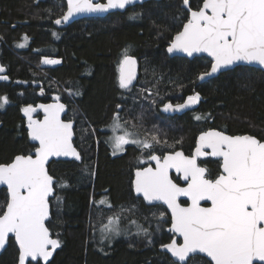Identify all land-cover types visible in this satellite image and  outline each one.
Returning <instances> with one entry per match:
<instances>
[{
    "label": "trees",
    "instance_id": "16d2710c",
    "mask_svg": "<svg viewBox=\"0 0 264 264\" xmlns=\"http://www.w3.org/2000/svg\"><path fill=\"white\" fill-rule=\"evenodd\" d=\"M202 3L191 0L190 7L198 9ZM66 9V0H0V61L11 78L0 82V97L9 100L0 108V164L36 148L23 109L44 100L38 82L68 104L67 119L75 121L74 142L82 154L81 162L54 160L49 165L57 181L48 226L61 247L50 262L38 264H179L160 250L174 236L168 231L170 215L163 205L150 206L135 196L134 170L152 151L190 153L197 135L208 128L264 140V71L238 66L202 81L200 75L211 66L209 58L170 57L167 47L189 18L183 0H149L125 12L58 27L55 21ZM125 50L140 62L139 80L129 88H121L119 81ZM46 57L59 63L43 66ZM196 93L200 103L195 110L165 111L166 103ZM117 113L123 124L160 142L144 153L131 147L114 155L111 129L105 128ZM201 164L208 177L219 175L220 160L208 158ZM7 200V189L0 187V209ZM122 209L130 211L115 215L123 225L135 219L148 223L159 212L163 218L116 241L111 233L104 238L108 217ZM18 257L19 247L11 237L0 264H18ZM186 264L212 263L198 255Z\"/></svg>",
    "mask_w": 264,
    "mask_h": 264
},
{
    "label": "snow or ice",
    "instance_id": "6c2138e0",
    "mask_svg": "<svg viewBox=\"0 0 264 264\" xmlns=\"http://www.w3.org/2000/svg\"><path fill=\"white\" fill-rule=\"evenodd\" d=\"M132 3L133 0H107L106 3L67 0V11L55 23L61 24L78 13L124 9ZM183 5L188 6L189 0H183ZM24 39L27 40V36ZM167 51H181L189 56L208 53L213 61L211 70L202 73L201 80L237 61L264 66V0H203L198 10H190V18ZM43 62L59 63L47 58ZM135 64V59L125 50L121 67L128 71L122 72L121 88H127L134 78ZM3 71L0 67V72ZM199 99L196 93L184 104L164 107L165 110L183 109ZM6 103L8 98L0 97V108ZM40 107L45 112L42 122L32 120L29 115V134L39 141L34 155H18L11 163L0 164V184L6 185L8 191L6 205L0 209V248L8 234L14 233L19 245V264H25L28 258L37 264L38 258L47 261L60 245L59 240L50 237L45 225L49 217L48 197L54 184L46 163L53 156L80 159L72 146L73 123L60 119L65 105L55 103ZM23 111L30 114L35 109L29 106ZM111 127L113 130L121 127L118 113ZM132 135L125 131L115 136L113 154L123 151L124 145L129 143L151 149L160 142L155 135L151 141L130 139ZM205 147L211 149L210 155L223 160L222 172L215 180L207 179L206 169L197 164L199 156L209 154L203 151ZM150 159L156 161V166L136 170L135 191L148 201H163L171 210L170 230L183 237V244L172 240L162 245L163 248L180 262L197 250L211 257L214 264H253L254 258L264 262V142L252 136H228L210 130L201 133L192 156L177 151L163 157L152 155ZM170 169L182 173L185 187L173 182ZM180 197H187L190 204L182 206L178 202ZM201 201H210L211 206L202 207ZM118 222L119 217H109L102 229L104 238H110L109 233L119 234Z\"/></svg>",
    "mask_w": 264,
    "mask_h": 264
},
{
    "label": "water",
    "instance_id": "95a60500",
    "mask_svg": "<svg viewBox=\"0 0 264 264\" xmlns=\"http://www.w3.org/2000/svg\"><path fill=\"white\" fill-rule=\"evenodd\" d=\"M147 1H149V0H133V3H132V4H129V5H126L124 9H119V8H117V9H109V10H107V11H105V12H84V13H78V14H75V15H73L72 17H70L69 20H67V21H63L61 24H56V25H57L58 27H68L69 25H71V24L74 23L75 21H78V20H81V19L91 18V17H105V16H107V15L110 14V13H114V12H125L128 8L133 7V6H136V5H139V4H143V3L147 2ZM106 2H107V0H93V3H106ZM66 3H67V0H66ZM190 3H191V0H189V5H188V6H184V7L189 11V18H190V10H198V9H193L192 7H190ZM189 9H190V10H189ZM66 11H67V9H66ZM66 11H65V12H66ZM63 15H64V14H63ZM63 15H62V16H63ZM62 16H61V17H62ZM61 17H60V18H61ZM189 18H188V19H189ZM58 19H59V18H58ZM187 21H188V20H187ZM187 21H186L185 23H187ZM185 23H184V24H185ZM183 26H184V25H183ZM182 30H183V27H182V29H181L180 31H182ZM180 31H179V32H180ZM176 34H177V33H176ZM176 34H175V35H176ZM175 35H174V37H175ZM174 37H173V39H174ZM173 39H172V41H173ZM172 41L170 42V44L172 43ZM170 44L168 45V47L170 46ZM168 47H167V49H168ZM167 52H168V51H167ZM168 55H169L170 57L181 56V57H186V58H188V59H194L195 57L205 56V57H207V58H209V59L211 60V63L213 62V61H212V57H211L208 53H206V52L193 53V55L189 56V55H187V54L184 53V52H181V51H174V52H171V53L168 52ZM129 56L133 57V58L135 59V61H136L135 68H134V78L132 79L131 83H130L129 86H128V87H132V86L136 85V83H137L138 80H139V76H140V62H139V60H138V58H137L136 56H134V55H129ZM238 66H251V67L258 68V69H261V70L264 71V66H261V65H259V64H257V63H248V62H245V61H237V62H234V63L231 64V65H227V66L222 67L220 70H218L216 73H213V74L210 75V76H206L204 79H202V81H206V80L213 79V78L219 76L222 72H225V71H228V70L234 69L235 67H238ZM0 67H2V68L4 69L3 72H0V77H7V79H2V78H0V82H3V81H8V82H10V81H11V78H10V76H9V74H8L7 67L4 66V65L1 63V61H0ZM210 70H211V66H210V68H209V70H208L207 72H210ZM127 71H128L127 68H123V69H122V67H120L119 81H120V77H121V75H122V72H123V73H127ZM204 73H205V72H204ZM36 85H40V86H42V83H41V82H38V83H36ZM44 94H45V91L42 90L41 95H44ZM57 97H59V95H54V99H53L52 101H50V102H39L37 105H35V106H31L33 109H35V111L31 112L30 114H26V113L24 112V114H25V116H26V119H27V129H28L29 139H30V141H31L33 144H36L37 147L39 146V141L33 140L32 137L30 136V134H29V133H30V130H29L28 124H29V115L31 116V119L34 120V121H41V122H42V121L44 120L45 112H44L43 108L40 107V105H50V104H55V103H60V104L65 105V109H64V111L60 113V119H61L62 121H64V122L72 121V123H73L72 146L76 149L77 153H79L80 159H76V157H74V156H58V157H57V156H53V157H50L49 160H48V162L46 163V169H47V171H48V174L51 175V176L53 177V179H54L53 191H52V194L48 197V202H49V217H48V219L45 220V225H46V227L49 229L50 237H51L52 239H57V238L53 237L52 232H51V230H50V228H49V226H48V222H49V220H50L51 217H52V199H53V198L55 197V195H56V187H55V185H56V181H57V179H56V177H54V176L50 173L49 165H50L51 162L54 161V160H57V161H58V160H75V161H78V162H81V161H82V154H81L80 150L78 149V147L76 146V144H75V142H74V139H75V136H76V134H75V121H74V120H69V119L66 118V116H67V114H68V111H69V107H68V105L66 104V102H64V101H62V100L60 99V97H59V100H57V99H56ZM186 101H187V99H185L183 102H179V103H168V104H172L173 106H175V105H178V104H184ZM199 102H200V99H199L195 104L188 105L187 107H185V108H183V109H175V108H173V109H168V110H166V111H167L168 113H171V114H179V113L182 114V113H185V112H188V111H193V110H195V109L198 107ZM39 113H41V115H42L41 118H38V114H39ZM210 130H215V131L223 132L225 135H228V136H252V137H255L257 140H260L261 142H264V140H261V139H259L257 136L252 135V134H249V133H245V134H234V135H233V134H229V133L224 132V131H222V130H220V129H217V128H210V129L204 130V131H202V132H200V133L198 134V136H197V140H196V146H195L194 151L192 152L191 155L186 154L185 151L182 150V149H178V150H175V151H168V152H166V153L164 154V156H165V155H168V154H173V153H175V152H177V151L182 152V153L184 154V156H192V155L195 153V149H196V147H197V143H198V141H199V137H200L201 133H203V132H207V131H210ZM203 151H204L205 153H209V154H208V155L199 156V157L197 158V164H198L200 167L206 169V178H207V179H211V178H208V177H207V172H208L207 168H206L205 166H201V165L199 164V159H204V158H207V157H211V158L216 159V160H221V163H223V160H222V157H219V156H212V155H210V153H211V149H210V148L205 147V148L203 149ZM34 152H35V150H34ZM34 152L32 153V155H34ZM18 155H24V154H18ZM18 155H17V156H18ZM27 155H30V154H26V155H24V156H27ZM153 155L160 156L159 154H153ZM160 157H163V156H160ZM12 161H13V160H12ZM12 161H11V162H12ZM11 162H10V163H11ZM2 164H8V163H2ZM155 166H156V161L150 159V164H149L148 166L141 167V168H137V169H143V168H148V167L155 168ZM221 166H222V164H221ZM137 169H135V171H134V177H133V190H134V194H135L137 197H141V198L143 199V201L145 202V204H147V205H150V206L163 205V206L167 209V211H168V213H169V215H170V219H171V210L168 209L167 205H166L163 201H160V200L148 201V200H146V199L143 197V194H142V193H137V192L135 191V188H134V180H135V173H136V170H137ZM221 172H222V167H221ZM174 174H175V175H178V176H181V179H182L183 184H179L178 182L175 181V179H174V177H173ZM220 174H221V173H220ZM169 176H170V178L173 180V182L179 184V185L182 186V187H185V186H186V182L183 180L182 173H177V172L175 171V169H170V170H169ZM216 178H217V177H216ZM216 178H215V179H216ZM215 179H211V180H215ZM0 187H5V188L7 189V186H6V185H3V184H0ZM183 200L187 201L188 203H187V204H184V203H183ZM178 202H179L182 206H185V207L188 206V205L190 204V200H189L187 197H180ZM201 206H202V207H210V206H211V202H210V201H201ZM170 229H171V224H170L169 227H168V231H170V232L172 233V235H174L173 238H172V240H175L176 243H177L178 245L183 244V237H182L179 233L173 232V231H171ZM11 237H14V238H15V234H14V233H9V234H8V237H7L6 241H5V244H4L3 248H0V254H1V253L5 250V248L7 247L8 242H9V239H10ZM57 240H58V239H57ZM172 240L169 241V242H167V243H165V244H162V245L169 244V243L172 242ZM15 241H16V239H15ZM16 243H17V245H18V242H17V241H16ZM162 245L160 246V250L166 252V253H167V254L173 259V261L176 262V263H179V264H186V263H187L192 257H194V256H198V255H199V256H203V257L207 258L212 264H214V261L211 260V257H208L206 253H202V252H200L199 250H197V251L194 252V253H189V255H188V257H186L185 261L180 262V261L177 260L176 257H174V256L171 254V252H170L168 249L163 248ZM18 247H19V245H18ZM49 247H51V246H49ZM60 247H61V243H60L59 247H57L55 250L52 251V255L48 258L47 261L43 260V258H38V261H39V260H42L43 263H48V262H50V261L53 259L55 253L57 252V250H58ZM32 261H33V260H31V258H28V260H26L25 264H29V263L32 262ZM34 262H36V261H34ZM18 264H19V261H18ZM253 264H264V262L259 261L258 258H254V259H253Z\"/></svg>",
    "mask_w": 264,
    "mask_h": 264
},
{
    "label": "flooded vegetation",
    "instance_id": "af4514ba",
    "mask_svg": "<svg viewBox=\"0 0 264 264\" xmlns=\"http://www.w3.org/2000/svg\"><path fill=\"white\" fill-rule=\"evenodd\" d=\"M120 67H121V65H120ZM119 73H120V70H119ZM37 86V85H36ZM40 86V85H39ZM127 88H129V87H127ZM41 90H44V87H42L41 86ZM45 91V90H44ZM42 92V91H41ZM54 95H59V94H57L56 92H54V91H45V94L44 95H42L43 97H44V100L43 101H41V102H50V101H52L53 99H54ZM192 96V95H191ZM59 97H60V99L62 100V101H64L62 98H61V96L59 95ZM189 97V96H188ZM187 97V98H188ZM187 98H185V99H187ZM184 99V100H185ZM183 100V101H184ZM182 101V102H183ZM65 102V101H64ZM168 103H174V102H168ZM168 103H166V104H168ZM179 103V102H178ZM200 103V102H199ZM38 104V103H37ZM36 104V105H37ZM67 104V103H66ZM165 104V105H166ZM68 105V104H67ZM164 105V106H165ZM31 106H35V105H31ZM164 109H165V107H164ZM166 111V110H165ZM69 112V111H68ZM167 112V111H166ZM188 112H190V111H188ZM186 113V112H185ZM171 114V113H170ZM180 114V113H179ZM182 114H184V113H182ZM41 113H39L38 114V118H41ZM66 118H67V116H66ZM119 118H120V116H119ZM130 118H132L131 116H130ZM121 119V118H120ZM132 119H134V118H132ZM123 125H125L124 126V129H120V131L119 130H117V131H114V130H112L111 129V131H110V140H111V142H112V146H113V133L114 132H119L120 134H124V132L125 131H127V132H129V133H132L133 135L130 137V139H140V140H144V139H146V137H143V135H141L140 133H139V131H136L132 126H129V125H126V124H123ZM208 129H210V128H208ZM207 130V129H206ZM204 131V130H203ZM111 133H112V137H111ZM115 134V133H114ZM198 136V135H197ZM148 140V139H147ZM196 140H197V138H196ZM135 146H137V147H135ZM195 146H196V142H195ZM195 146H194V148H195ZM36 147H37V145H36ZM131 147H134L135 149H139V150H142V152L144 153L145 152V148H142V147H140L139 145H137V144H131V143H129V144H126V145H124V148H123V151H121V152H116L114 155H122V154H125ZM194 148L192 149V151L190 152V153H187L186 151H185V153L186 154H188V155H191L192 154V152L194 151ZM176 150H178V149H176ZM183 150V149H182ZM175 151V150H174ZM168 152V151H167ZM166 153V152H165ZM164 153V154H165ZM153 154H158L157 152H155V151H152L150 154H149V156H148V158H147V160L146 161H144L143 162V164H142V166H138V167H136L135 169H137V168H141V167H145V166H148L149 164H150V157L153 155ZM164 154H159L160 156H164ZM208 158H211V157H207V158H204V159H199V164L201 165V166H205V165H203V164H201V162L202 161H204V160H206V159H208ZM221 161V160H220ZM222 164V163H221ZM206 167V166H205ZM135 171V170H134ZM220 173H221V170H220ZM220 173H219V175H220ZM207 174H208V172H207ZM218 175V176H219ZM218 176H216V177H218ZM134 177V176H133ZM173 177H174V179H175V181L176 182H178L179 184H183V182H182V179H181V176H178V175H173ZM207 177H208V175H207ZM215 177V178H216ZM208 178H210V177H208ZM215 178H211V179H215ZM133 192H134V190H133ZM136 196V195H135ZM139 198H141V197H139ZM183 203L184 204H187L188 202L187 201H185V200H183ZM172 234V233H171ZM172 240V239H171ZM170 240V241H171ZM169 242V241H168Z\"/></svg>",
    "mask_w": 264,
    "mask_h": 264
},
{
    "label": "rangeland",
    "instance_id": "374dc122",
    "mask_svg": "<svg viewBox=\"0 0 264 264\" xmlns=\"http://www.w3.org/2000/svg\"><path fill=\"white\" fill-rule=\"evenodd\" d=\"M47 59H52V60H57V59H55V58H48V57H46ZM45 60V59H44ZM59 61V60H58ZM57 64V63H56ZM48 65H53V64H47V63H44L43 62V66H48ZM9 101V100H8ZM9 103V102H8ZM8 103H6V104H8ZM6 104H4V106L6 105ZM119 123H120V125H121V127L119 128V129H116V130H114V131H117V130H119L120 131V129H124V126L125 125H123V123L119 120ZM122 123V124H121ZM106 130H108V131H110V129H112L113 130V128H111V127H107V128H105ZM115 133V134H114ZM113 133V138L115 137V136H118V135H123V134H120L119 132H114ZM111 137H112V133H111ZM149 141H151V140H149ZM119 152H121V151H119ZM126 211H128V212H130L128 209H122V210H120V212H117V213H112V214H114V215H110V217H116L115 215L116 214H121V216H122V214H124ZM153 212V211H152ZM153 213H155V212H153ZM162 213L161 212H159V214H157L156 216L153 214L152 215V217H151V219H149L150 221L148 222V223H143V222H139V219H135V220H131L129 223H127V224H125V225H123L122 223H123V221H122V219L120 218V216L119 215H117V217H119V222H118V226H119V229H120V231H119V234L118 235H115V234H112V241H116L117 239H119V237H122V236H125V235H128L129 234V236L130 235H133L132 233H136V232H139V231H141V229H144L142 226H144L145 224L146 225H148V226H153V225H155L154 223L156 222V220H157V218L159 219V218H163L162 217V215H161ZM129 215V214H128ZM127 217V216H126ZM136 218V217H135ZM108 222H109V217H108ZM108 222H107V224H108ZM106 225V224H105ZM156 225H158L157 223H156ZM134 228V229H133ZM149 228V227H148ZM103 229V228H102ZM150 229V228H149ZM133 231V232H132Z\"/></svg>",
    "mask_w": 264,
    "mask_h": 264
}]
</instances>
